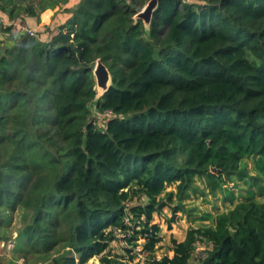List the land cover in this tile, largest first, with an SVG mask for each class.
<instances>
[{"label": "trees", "instance_id": "trees-1", "mask_svg": "<svg viewBox=\"0 0 264 264\" xmlns=\"http://www.w3.org/2000/svg\"><path fill=\"white\" fill-rule=\"evenodd\" d=\"M150 1L1 7L11 25L0 24V229L29 211L27 248L67 249L49 264H127L134 250L112 245L140 239L143 264H192L198 243L197 264H264V0H160L147 28L136 16ZM57 8L35 37L10 38L17 19ZM98 60L112 75L96 106L103 124L92 109ZM197 179L231 203V184L248 188L159 259L153 216L169 207L175 222L184 207L173 198Z\"/></svg>", "mask_w": 264, "mask_h": 264}, {"label": "rangeland", "instance_id": "rangeland-1", "mask_svg": "<svg viewBox=\"0 0 264 264\" xmlns=\"http://www.w3.org/2000/svg\"><path fill=\"white\" fill-rule=\"evenodd\" d=\"M143 10V9H142ZM141 10V11H142ZM93 106L94 120L97 123L103 124L105 122V116L102 115ZM247 166L250 174L253 176V161H248ZM249 181V179H248ZM244 181L237 179L230 188L235 193L236 200L234 203L226 201L222 194H212L207 186L205 179H197L195 187L197 190L189 192L188 196L180 199L178 197L173 198V205H182L184 210L180 211L176 216V221L172 224L170 221L174 218L172 209L165 207L161 213H155L153 216V224H158L161 228V236L163 241L158 244L156 248V256L161 259L165 256L172 257L174 255L172 251L173 240L182 242L185 240L188 231L192 228H202L212 225V219L208 218L216 216L222 212H225L231 208L246 195L248 186ZM176 185H170L167 187L165 193H163L159 199L167 202L166 194L168 192L176 193ZM262 200L261 198H259ZM145 201L135 200L134 204ZM31 213L22 208L11 213L9 220L0 229V235L2 240L0 242V264H49L52 256L63 250L61 247L55 248L50 255H39L33 253L27 248L24 240L20 237V233L24 227L30 222ZM123 237V236H120ZM145 241L140 239L134 245H127L126 243H114L112 245L111 253L113 255L119 254L123 257L129 256V254L123 251V248H129L134 250L133 254H137L134 260H126L127 264H143V260L147 257V254L143 252ZM12 245L11 247L9 245ZM125 245V246H123ZM204 245L197 244V248L192 259V264H197L200 258L203 256ZM86 264H100L98 258L90 259Z\"/></svg>", "mask_w": 264, "mask_h": 264}, {"label": "crops", "instance_id": "crops-1", "mask_svg": "<svg viewBox=\"0 0 264 264\" xmlns=\"http://www.w3.org/2000/svg\"><path fill=\"white\" fill-rule=\"evenodd\" d=\"M77 1V0H76ZM29 2V0H28ZM75 2V1H74ZM26 5L27 0H0V24L11 25L8 11L1 9L2 6H12V5ZM59 9L46 10L41 13L38 19L22 17L16 20L13 26V30L10 33V38H20L25 35L29 30H34V28L48 27L52 25L55 20Z\"/></svg>", "mask_w": 264, "mask_h": 264}, {"label": "water", "instance_id": "water-1", "mask_svg": "<svg viewBox=\"0 0 264 264\" xmlns=\"http://www.w3.org/2000/svg\"><path fill=\"white\" fill-rule=\"evenodd\" d=\"M159 2L160 0H151L136 16V19L143 20L147 28L150 27L153 21L155 11L159 7ZM94 76L98 89V95L95 102L93 103V105L96 107L99 99L110 89L112 85V75L108 67L101 60H98L94 69ZM213 170L216 171L215 168Z\"/></svg>", "mask_w": 264, "mask_h": 264}, {"label": "built area", "instance_id": "built-area-1", "mask_svg": "<svg viewBox=\"0 0 264 264\" xmlns=\"http://www.w3.org/2000/svg\"><path fill=\"white\" fill-rule=\"evenodd\" d=\"M28 34L30 35V36H33V37H35L37 34H36V32L34 31V30H29L28 31ZM10 247L12 246L11 244L9 245Z\"/></svg>", "mask_w": 264, "mask_h": 264}]
</instances>
